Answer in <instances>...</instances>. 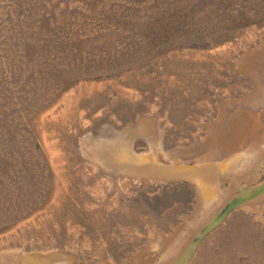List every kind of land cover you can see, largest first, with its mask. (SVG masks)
<instances>
[{"label":"rangeland","instance_id":"374dc122","mask_svg":"<svg viewBox=\"0 0 264 264\" xmlns=\"http://www.w3.org/2000/svg\"><path fill=\"white\" fill-rule=\"evenodd\" d=\"M132 153L148 158L130 167ZM153 160L224 164L218 195L147 171ZM12 249L54 264H264V0H0Z\"/></svg>","mask_w":264,"mask_h":264},{"label":"bare ground","instance_id":"6f19581e","mask_svg":"<svg viewBox=\"0 0 264 264\" xmlns=\"http://www.w3.org/2000/svg\"><path fill=\"white\" fill-rule=\"evenodd\" d=\"M125 154L129 155V151H125ZM127 155V156H128ZM146 154H135L132 153V161L129 162L130 167L141 161V159L147 160ZM119 156V155H118ZM121 157V156H120ZM125 157V156H124ZM119 158V157H118ZM127 158V157H126ZM125 162V161H124ZM139 164V163H138ZM141 164V163H140ZM224 165V164H223ZM221 164H209L197 167H180V166H164L158 164L157 161L153 160L150 167H145L146 170H156L157 173H165L168 175L178 177H188L199 186V192L204 198H214L217 194L215 189V178L218 174H222L225 167ZM261 165V164H260ZM143 167V166H142ZM139 168V167H138ZM230 168V167H229ZM227 168V169H229ZM259 168V167H258ZM143 169V168H142ZM127 170V169H126ZM251 196V195H250ZM188 252V251H187ZM186 257V256H184ZM53 260L42 256H33L19 249L3 250L0 251V264H54Z\"/></svg>","mask_w":264,"mask_h":264},{"label":"water","instance_id":"95a60500","mask_svg":"<svg viewBox=\"0 0 264 264\" xmlns=\"http://www.w3.org/2000/svg\"><path fill=\"white\" fill-rule=\"evenodd\" d=\"M197 187H198V189H199V186H198V184H197ZM240 202V200H238L237 202H235V203H233L231 206H230V208L231 207H233L235 204H237V203H239ZM201 236H203V233H202V235Z\"/></svg>","mask_w":264,"mask_h":264}]
</instances>
